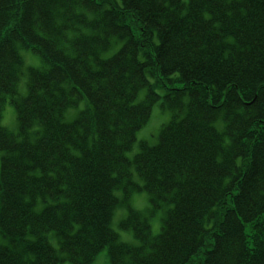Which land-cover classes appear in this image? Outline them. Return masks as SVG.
Instances as JSON below:
<instances>
[{
	"label": "trees",
	"instance_id": "trees-1",
	"mask_svg": "<svg viewBox=\"0 0 264 264\" xmlns=\"http://www.w3.org/2000/svg\"><path fill=\"white\" fill-rule=\"evenodd\" d=\"M26 48L41 64L21 93ZM6 99L0 264L105 247L110 264H264V0H0V117ZM156 104L169 118L129 158ZM141 190L159 232L129 204L137 244L121 242L113 210Z\"/></svg>",
	"mask_w": 264,
	"mask_h": 264
},
{
	"label": "rangeland",
	"instance_id": "rangeland-1",
	"mask_svg": "<svg viewBox=\"0 0 264 264\" xmlns=\"http://www.w3.org/2000/svg\"><path fill=\"white\" fill-rule=\"evenodd\" d=\"M242 52H244V51H242ZM21 56H22V62L24 64V67L22 69H24V70H25L26 66H38L40 64L39 58L28 49L21 50ZM28 71L29 70L25 71L24 75L21 76V80L19 83V90L22 93L27 91L26 87H27V83H28V80H27ZM255 92H256V90L251 92L252 96H250V97H252V98L250 100H248L249 103H253V100L258 95V94L256 95ZM5 103L6 104H4L2 112H1V125L5 129H7L9 132L13 133V132H16V130H17L15 111H14V109H13V107H12V105L8 99H6ZM228 109H231V105ZM224 110H225V112H223V113H228V111L225 108L222 109V111H224ZM75 111H76L75 109H68V112L66 113V117H67V114L68 115L74 114ZM219 119H221V118H219ZM166 120H167V114L160 110L158 104L154 105L152 107L151 115H150L148 122L136 133V141H135L133 147L129 151L126 152V155L129 158H132L134 152L137 150V142L141 139L146 140L147 138H150V139H152L151 143H153L154 142V135L156 134L159 126L162 123L166 122ZM188 124H190V123H187V125ZM177 131L178 130H176V131L173 130L172 131L173 133L170 132V134L172 135L174 133H177ZM226 140L229 141L228 139H226ZM132 170L134 171L133 168H132ZM134 180L136 182H140V184H142L138 175H137V177L136 176L134 177ZM114 194L116 197L122 196L121 190H115ZM129 204L135 210L148 215L147 218H148V222H149L148 224H150L151 233L155 234V235L159 232L161 220L163 218L164 211L166 209L162 208V209H159V210L154 211V212H151V211L148 212L147 207L149 205V201H148L147 192L145 190L132 192L129 195V197L126 199V201H124V204H120L114 208L113 213H112V218L110 221L111 228L116 232V234H117V236L121 242H125L128 244L134 245V244H137V240L133 236L132 230L130 228H122L120 226L121 221L126 218V214L128 211L127 206ZM226 221L227 220H223V223L225 224ZM250 228L251 227L242 226L243 242L241 241V243H240L241 250L239 248V244H238V250H237V253L239 256H241V258H247V256L248 257L252 256L255 253V250H258V249H256L257 242H259V245L261 244L263 246V244H262L263 242L261 243L257 236L255 238H252V235L251 234L249 235V233H251V231L249 230ZM262 234L264 236V231ZM50 240H51V243L54 246H56L57 240H54L53 237H51ZM259 248H260V246H259ZM245 249H253V250H252V252H249V251H246ZM61 264H67V263L64 261ZM90 264H110L108 254H107V248L106 247L103 248L95 256V258L93 259V261Z\"/></svg>",
	"mask_w": 264,
	"mask_h": 264
},
{
	"label": "bare ground",
	"instance_id": "bare-ground-1",
	"mask_svg": "<svg viewBox=\"0 0 264 264\" xmlns=\"http://www.w3.org/2000/svg\"><path fill=\"white\" fill-rule=\"evenodd\" d=\"M163 46H164V45H161V47H160V48L162 49V48H163ZM133 169H134V168H133Z\"/></svg>",
	"mask_w": 264,
	"mask_h": 264
}]
</instances>
